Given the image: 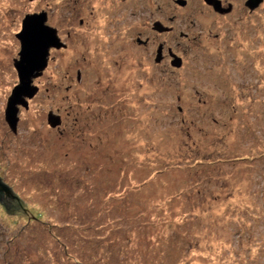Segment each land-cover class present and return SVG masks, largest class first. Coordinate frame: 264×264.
<instances>
[{"label":"rangeland","instance_id":"1","mask_svg":"<svg viewBox=\"0 0 264 264\" xmlns=\"http://www.w3.org/2000/svg\"><path fill=\"white\" fill-rule=\"evenodd\" d=\"M185 1L0 0V179L28 213L0 205V264H83L29 210L78 222L54 232L94 264H264V0ZM41 12L65 47L14 134L16 35Z\"/></svg>","mask_w":264,"mask_h":264},{"label":"water","instance_id":"2","mask_svg":"<svg viewBox=\"0 0 264 264\" xmlns=\"http://www.w3.org/2000/svg\"><path fill=\"white\" fill-rule=\"evenodd\" d=\"M263 0H247L246 7L250 11L256 9ZM207 5L211 6L219 14L229 13L232 9L229 5L226 9L222 8L220 0H204ZM177 5L184 7L185 0H177ZM48 14L41 12L39 14L27 15L22 21L21 31L16 35L20 43V52L18 60H15L19 85L14 88L7 101L5 109V121L10 130L16 134L18 124V106L27 108V100L34 97L37 93L36 87L32 86L34 78L40 76L48 63L49 51L51 48H64V44L58 37L57 30L47 24ZM153 30L156 32H165L170 29L157 22ZM156 62L160 61L161 48L157 51ZM172 66L181 67V58L172 54ZM47 123L50 127L55 128L61 124L59 115L49 113ZM0 204L6 208L9 213L23 212L27 213L22 202L17 198L13 191L0 179Z\"/></svg>","mask_w":264,"mask_h":264},{"label":"trees","instance_id":"3","mask_svg":"<svg viewBox=\"0 0 264 264\" xmlns=\"http://www.w3.org/2000/svg\"><path fill=\"white\" fill-rule=\"evenodd\" d=\"M235 160V158L234 159H231V157H228V158H225V160H222V161H219L220 163L222 162V163H231V162H233ZM1 205V204H0ZM2 206V205H1ZM3 207V206H2ZM3 209H4V211L6 212V208L5 207H3ZM35 211V212H34ZM33 212H31L30 210H29V213H31V216H32V219H30L29 220V222L26 224L27 225V229L26 230H28L29 229V227L31 226V223L32 222H40V223H43V224H45V223H47L48 225H47V227H46V231H49L48 233H49V235H51L54 239H55V242L56 243H58V245L59 246H62V248H64V247H67V253L64 251V249H63V252H64V254H65V256H66V260L68 259V260H72V257L73 256H77V257H79L80 259H81V261L83 262V264H94L95 263V261H92V262H89V260H86V258L84 257V256H81L77 251H79V250H77L75 247L73 248H71V245L67 242V241H64L63 239H64V237L62 236V235H57V234H55V232H54V229L56 228V230H60V228H78V225H80L78 222H75V223H70V222H66V223H60V224H54L53 223V221L52 220H45L44 221V219H43V217H44V212L43 211H37V210H34ZM37 211V212H36ZM40 226V225H39ZM43 227V226H42ZM25 228V227H24ZM44 228V227H43ZM25 230V231H26ZM122 232L123 231H125V229L124 230H121ZM19 235V234H18ZM19 236H21V235H19ZM171 241H173L174 242V240H171ZM123 250V251H122ZM119 251H121V252H123V257H125L126 256V253H124L125 251H124V249L123 248H120V250ZM80 252V251H79ZM111 254V253H110ZM110 257H112V254L110 255ZM116 257H118V256H115V258ZM77 262L79 261V260H76ZM77 264H80L79 262L77 263Z\"/></svg>","mask_w":264,"mask_h":264},{"label":"flooded vegetation","instance_id":"4","mask_svg":"<svg viewBox=\"0 0 264 264\" xmlns=\"http://www.w3.org/2000/svg\"><path fill=\"white\" fill-rule=\"evenodd\" d=\"M155 24V23H154ZM153 24V25H154ZM167 28H169V27H167ZM170 30L169 31H165V32H156V35L157 34H163V33H168V32H170L171 31V28H169ZM136 42L137 43H139V44H146V46H147V44L149 43V40H145V41H142V40H136ZM159 48H161V59H160V61L159 62H156V59H157V56H158V54H157V51H158V49ZM156 53H155V59H154V62H156L157 63V66H166V65H169L170 67H172V68H174V69H176V70H178V69H181L182 68V66H183V58L182 57H180L179 55H177L175 52H173L172 51V49L170 48V47H167L164 43H158V45H157V48H156V51H155ZM172 54H175V55H177L179 58H181V67H179V68H175V67H173L172 66V62H173V58H172ZM79 74V73H78Z\"/></svg>","mask_w":264,"mask_h":264}]
</instances>
